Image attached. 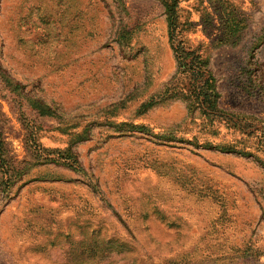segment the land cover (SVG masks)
Masks as SVG:
<instances>
[{"label": "rangeland", "instance_id": "obj_1", "mask_svg": "<svg viewBox=\"0 0 264 264\" xmlns=\"http://www.w3.org/2000/svg\"><path fill=\"white\" fill-rule=\"evenodd\" d=\"M179 14L237 126L177 76L161 0H0V264H264V0ZM32 121L73 168L36 162Z\"/></svg>", "mask_w": 264, "mask_h": 264}, {"label": "trees", "instance_id": "obj_2", "mask_svg": "<svg viewBox=\"0 0 264 264\" xmlns=\"http://www.w3.org/2000/svg\"><path fill=\"white\" fill-rule=\"evenodd\" d=\"M166 8V13L168 17V33L169 41L172 45V49L177 60L178 69L177 76L182 81H188V93L193 95L197 103L204 109V114L211 120H225L227 126L235 127L238 124L233 120V117L226 115L224 111L219 109L217 104V91L214 84V79L211 73L207 70L205 60L198 53L197 49L188 48L181 35H182V21L181 15L179 14V0H161ZM227 13L226 15H228ZM221 21L224 25L222 28L227 29V32L234 34L237 31V26L235 25V18H228L221 16ZM234 24V25H233ZM234 31V32H233ZM227 33V34H228ZM221 40V39H219ZM166 93V92H165ZM161 96H154L143 104V108L151 107L156 102L160 101ZM29 106L37 111L40 117L53 115L50 107L40 100L28 99ZM4 114L2 112L0 103V128L4 121ZM25 124V146L31 156L36 160L37 163L52 164V163H63V165L75 166V159H73L71 154H66V149H52L44 147L43 143L40 141L38 135L40 125L35 122L24 123ZM252 128L251 123L241 125V127ZM1 134V133H0ZM3 140L0 137V147L3 145ZM206 146L209 149H217L222 152H234L242 155L252 156L251 152L246 151L245 148H238L236 144H217L207 143ZM68 152V151H67Z\"/></svg>", "mask_w": 264, "mask_h": 264}]
</instances>
